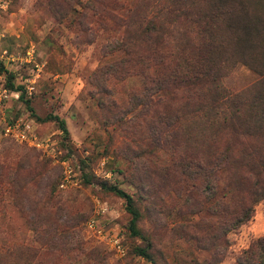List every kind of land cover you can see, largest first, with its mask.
I'll return each mask as SVG.
<instances>
[{"label": "rangeland", "instance_id": "rangeland-1", "mask_svg": "<svg viewBox=\"0 0 264 264\" xmlns=\"http://www.w3.org/2000/svg\"><path fill=\"white\" fill-rule=\"evenodd\" d=\"M88 2L0 0V264H153L135 253L147 242L131 235L125 200L104 190L100 182L105 180L138 198L144 213L139 227L157 264H237L264 236V200L247 224L224 233L205 211L181 210L170 195L169 179L166 184L149 176L150 165L162 171L175 157L167 148L153 147L147 120L139 117L143 77L104 72L124 57L116 49L124 35L100 30ZM211 2L242 11L243 25L257 19L264 28V0ZM227 55L221 80L226 92L254 94L261 75L246 63L250 57L236 33ZM49 114L66 121L69 138L57 121L42 120ZM8 125L26 130L42 145L6 134ZM199 149L197 141L185 139L182 150L172 152L193 156L201 154ZM151 182V194L140 199L139 188ZM202 204L200 199L195 210ZM91 221L101 232L89 229Z\"/></svg>", "mask_w": 264, "mask_h": 264}, {"label": "trees", "instance_id": "trees-1", "mask_svg": "<svg viewBox=\"0 0 264 264\" xmlns=\"http://www.w3.org/2000/svg\"><path fill=\"white\" fill-rule=\"evenodd\" d=\"M212 2L89 0L86 7L97 18L100 30L113 29L124 35L116 48L124 51V57L104 72L133 71L143 77L139 117L147 120L153 147L167 148L166 152L175 157L162 171L150 165L149 176L160 177L166 184L169 179L170 195L181 210L193 206L192 215L205 211L206 219L211 216L210 220L227 233L247 224L264 200V28L258 27L257 19L243 25L246 20L239 16L242 11ZM235 33L237 44L244 46V54L250 57L246 63L261 75L254 94L245 90L231 96L221 83ZM8 85L15 87L12 81ZM17 88L36 116L24 87ZM42 120L57 121L65 137H70L67 123L60 116L49 114ZM184 138L187 143L197 141L201 154L172 152L182 150ZM100 183L104 190L125 200L131 215V235L147 242L144 247L137 246L135 253L157 264L150 252V239L139 227L144 213L138 198L116 183ZM153 186L151 182L139 188L140 199L151 194L148 187ZM200 199L202 208L195 210ZM208 202H212L209 208L205 206ZM12 248L17 250L16 246ZM237 264H264V236L242 252Z\"/></svg>", "mask_w": 264, "mask_h": 264}, {"label": "built area", "instance_id": "built-area-1", "mask_svg": "<svg viewBox=\"0 0 264 264\" xmlns=\"http://www.w3.org/2000/svg\"><path fill=\"white\" fill-rule=\"evenodd\" d=\"M6 134H11L18 141L23 142V143H27L29 145H34L37 147H40L42 145L40 142H38L37 138L30 136L26 130L20 129V128L16 129L15 127H13L11 125H8L6 127ZM88 227H89V229L101 232L100 229H98L97 224L93 221L88 223ZM115 246H116V244H115ZM117 247H118L119 251H122L120 245L119 246L117 245Z\"/></svg>", "mask_w": 264, "mask_h": 264}]
</instances>
